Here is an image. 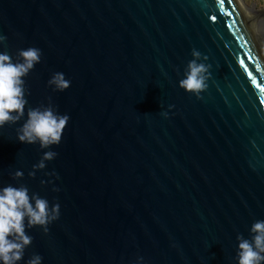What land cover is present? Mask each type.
<instances>
[{
    "label": "water",
    "instance_id": "95a60500",
    "mask_svg": "<svg viewBox=\"0 0 264 264\" xmlns=\"http://www.w3.org/2000/svg\"><path fill=\"white\" fill-rule=\"evenodd\" d=\"M0 34L15 59L41 49L28 106L70 116L44 169L23 118L0 128V186L60 204L19 264H237L264 219V58L233 0H0ZM192 60L198 95L178 83Z\"/></svg>",
    "mask_w": 264,
    "mask_h": 264
},
{
    "label": "clouds",
    "instance_id": "9594fccd",
    "mask_svg": "<svg viewBox=\"0 0 264 264\" xmlns=\"http://www.w3.org/2000/svg\"><path fill=\"white\" fill-rule=\"evenodd\" d=\"M6 37L0 34V42ZM19 59L7 51H0V128L6 124H16L23 118V123L16 129V137L20 142L39 144L42 149H49L42 153L40 160L32 165L35 169H44L46 161L57 156L51 150L52 145H58L70 119L67 113H60L51 105L28 106L25 77L41 60V49L34 46L17 50ZM193 56L199 57L198 51ZM208 66L192 60L179 86L185 91L199 94L207 88L204 75ZM48 84L56 91H63L70 87L71 81L63 72L52 74ZM163 115L167 116L165 112ZM35 175V171L28 173ZM23 171L16 170L14 177H22ZM58 190V189H57ZM60 216V204L52 203L36 192H29L27 186L7 184L0 186V264H19L24 260L25 249L31 244L33 237L27 229L40 227L44 233L49 231L48 225ZM251 238L237 236V264H264V219L255 220L249 229ZM139 264H143V257H137ZM43 258L33 253L24 264H42Z\"/></svg>",
    "mask_w": 264,
    "mask_h": 264
},
{
    "label": "bare ground",
    "instance_id": "6f19581e",
    "mask_svg": "<svg viewBox=\"0 0 264 264\" xmlns=\"http://www.w3.org/2000/svg\"><path fill=\"white\" fill-rule=\"evenodd\" d=\"M235 5L239 9V12L242 15L243 20L245 21L247 27L249 28L250 34L258 46L259 51L261 52L264 58V22L259 19L258 15L255 17L254 14L257 12L254 9L247 8L244 6V3L240 0H233ZM250 19H255V22ZM255 24H254V23Z\"/></svg>",
    "mask_w": 264,
    "mask_h": 264
},
{
    "label": "rangeland",
    "instance_id": "374dc122",
    "mask_svg": "<svg viewBox=\"0 0 264 264\" xmlns=\"http://www.w3.org/2000/svg\"><path fill=\"white\" fill-rule=\"evenodd\" d=\"M240 1H242L244 3V6H246L247 8L254 9L257 12V14H254L255 17H257L258 15L259 19H261L262 22H264V0H240ZM250 20H253L255 22V19H250Z\"/></svg>",
    "mask_w": 264,
    "mask_h": 264
}]
</instances>
